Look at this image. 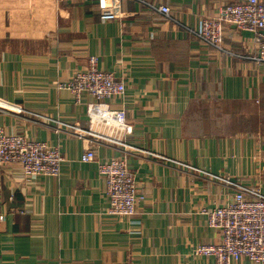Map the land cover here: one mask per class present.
Listing matches in <instances>:
<instances>
[{"label":"crops","instance_id":"crops-1","mask_svg":"<svg viewBox=\"0 0 264 264\" xmlns=\"http://www.w3.org/2000/svg\"><path fill=\"white\" fill-rule=\"evenodd\" d=\"M239 1L123 0L103 21L97 0H0V128L64 158L57 178L0 166V264H214L193 253L220 239L203 211L229 202L231 183L264 195V63L247 58V31L225 26L218 52L183 27ZM90 56L122 97L75 103L57 88ZM120 157L143 195L131 218L106 213L97 171Z\"/></svg>","mask_w":264,"mask_h":264},{"label":"built area","instance_id":"built-area-1","mask_svg":"<svg viewBox=\"0 0 264 264\" xmlns=\"http://www.w3.org/2000/svg\"><path fill=\"white\" fill-rule=\"evenodd\" d=\"M122 1L97 0L99 18L103 21L118 20L121 17ZM147 6L164 18H170L169 7L153 4ZM228 25L253 35L255 51L247 58L256 64L264 63V0L226 3L215 17L200 19L195 28H183L202 45L225 52L223 35L224 28ZM57 88L68 91L74 102L79 103L82 93H87L97 102L120 98L125 93L126 85L112 73L99 70L97 58L90 56L83 70L75 71L68 81L58 84ZM6 109L7 104L0 100V111ZM15 111L20 113L21 109L18 107ZM94 159L92 149L85 150L80 157L83 163ZM63 161L57 147L27 139L21 134L6 133L0 128V166L16 165L25 180L39 176L57 178ZM97 171L105 184L108 200L106 213L116 217H134L143 195L125 159L120 157L98 162ZM231 184L237 187V192L229 202L203 211L206 225L218 231L219 242L200 245L193 253L196 256L213 257L214 264H233L244 258L251 264H264V195L256 188Z\"/></svg>","mask_w":264,"mask_h":264}]
</instances>
